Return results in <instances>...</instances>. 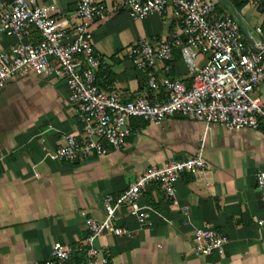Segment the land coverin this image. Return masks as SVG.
I'll use <instances>...</instances> for the list:
<instances>
[{
	"label": "crops",
	"instance_id": "0c3cea01",
	"mask_svg": "<svg viewBox=\"0 0 264 264\" xmlns=\"http://www.w3.org/2000/svg\"><path fill=\"white\" fill-rule=\"evenodd\" d=\"M263 2L215 0L214 16L233 17L247 44L261 48ZM36 3L52 8V17L66 21L70 30L80 24L79 0ZM120 4L121 0L107 1L103 18L87 23L94 50L103 61L98 87L119 94L125 102L142 95L160 99L161 92L146 87L147 74L136 70L125 52L138 40L170 37L176 25L172 3L163 17L143 20H132L123 9L113 12L112 7ZM38 39L32 32L27 40ZM17 43L15 37L0 34V51L9 52ZM169 62L168 73L164 63H157L156 76L188 86L191 79L179 51ZM205 62V57L198 59L201 67ZM69 94L59 75L32 73L15 76L0 94V264H42L56 244L75 251L68 264H85L86 220H104L103 196L119 195L151 168L188 159L201 149L204 175H183L174 198L166 197L157 184L149 186L138 201L153 209L149 222L140 226L123 207L113 227L131 230V237L107 231L96 246L115 264H264V229L257 225L264 213L256 185L257 174L264 172V130L205 128L178 117L158 125L131 120L121 150L67 164L54 160L53 154L67 136L83 138ZM254 96L264 102V83ZM206 227L227 237L221 255H195L194 231Z\"/></svg>",
	"mask_w": 264,
	"mask_h": 264
},
{
	"label": "built area",
	"instance_id": "2783aa9c",
	"mask_svg": "<svg viewBox=\"0 0 264 264\" xmlns=\"http://www.w3.org/2000/svg\"><path fill=\"white\" fill-rule=\"evenodd\" d=\"M107 1L79 0L80 24L70 30L66 21L52 17V8L38 6L36 0H0V34L18 40L9 52L0 51V94L18 75H59L70 90L68 101L82 125L83 138L67 136L65 144L53 154L54 160L75 164L121 150L131 120L158 125L178 117L200 122L205 128L216 125L228 131L264 130V102L254 96L264 83V47L248 45L230 15L215 17V0H121L120 5H114L113 12L123 9L132 20H143L163 17L171 2L176 25L167 40L141 39L125 52L134 68L147 74L146 87L161 92L160 99L142 95L125 102L115 92L101 91L97 72L103 61L94 50L87 23L103 18ZM32 32L39 36L35 43L27 40ZM176 51L187 67L191 79L188 86L154 73L157 63H164L163 70L168 73V62ZM200 57L206 58L202 67L198 65ZM205 171L201 149L188 159L151 168L119 195L103 196L100 204L104 220H86L85 264H115L96 242L107 231L115 237H131V230L113 227L118 210L127 207L144 226L154 211L138 201L149 186L157 184L166 197L174 198L176 183L183 175L202 176ZM256 185L264 213V172L257 174ZM257 225L264 229V218ZM227 243L225 235L210 227L194 231V253L199 257L221 255ZM74 252L56 244L42 264H68Z\"/></svg>",
	"mask_w": 264,
	"mask_h": 264
},
{
	"label": "trees",
	"instance_id": "16d2710c",
	"mask_svg": "<svg viewBox=\"0 0 264 264\" xmlns=\"http://www.w3.org/2000/svg\"><path fill=\"white\" fill-rule=\"evenodd\" d=\"M213 14H214V12H213ZM168 65H171V63L169 62ZM97 75H98V72H97ZM97 86H98V83H97Z\"/></svg>",
	"mask_w": 264,
	"mask_h": 264
},
{
	"label": "water",
	"instance_id": "95a60500",
	"mask_svg": "<svg viewBox=\"0 0 264 264\" xmlns=\"http://www.w3.org/2000/svg\"><path fill=\"white\" fill-rule=\"evenodd\" d=\"M240 27V26H239Z\"/></svg>",
	"mask_w": 264,
	"mask_h": 264
}]
</instances>
